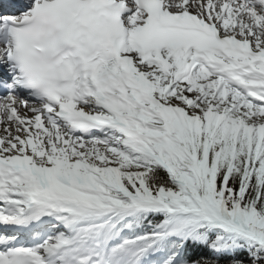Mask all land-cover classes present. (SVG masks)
<instances>
[{"label": "snow or ice", "instance_id": "snow-or-ice-1", "mask_svg": "<svg viewBox=\"0 0 264 264\" xmlns=\"http://www.w3.org/2000/svg\"><path fill=\"white\" fill-rule=\"evenodd\" d=\"M0 264H264V0H0Z\"/></svg>", "mask_w": 264, "mask_h": 264}]
</instances>
